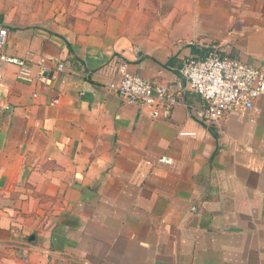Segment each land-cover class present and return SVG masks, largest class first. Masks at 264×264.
<instances>
[{"label":"crops","instance_id":"obj_1","mask_svg":"<svg viewBox=\"0 0 264 264\" xmlns=\"http://www.w3.org/2000/svg\"><path fill=\"white\" fill-rule=\"evenodd\" d=\"M74 3L7 26L6 51L56 77L0 63V239L28 245L0 264H264V97L222 133L180 73L214 51L264 64V0ZM122 63L180 95L169 118L106 88Z\"/></svg>","mask_w":264,"mask_h":264},{"label":"built area","instance_id":"obj_2","mask_svg":"<svg viewBox=\"0 0 264 264\" xmlns=\"http://www.w3.org/2000/svg\"><path fill=\"white\" fill-rule=\"evenodd\" d=\"M8 35V27L0 23V63L18 66V78L24 82L38 79L50 83L56 77L54 71L50 77L35 76L33 73L35 64L47 68V58L40 56L34 61L32 52L27 57L9 54L6 51ZM183 61L180 73L184 79V90L199 94L205 102V107L198 110V119L206 125H215L220 132L230 110L238 106L255 110L256 101L264 97V64L255 67L217 51L205 57L189 56ZM63 69V63L56 67L57 71ZM106 88L127 103L139 106L151 118H169L174 107L180 103V95L168 85L130 72L126 63L121 64L116 78ZM159 161L173 164L168 156L161 157Z\"/></svg>","mask_w":264,"mask_h":264},{"label":"rangeland","instance_id":"obj_3","mask_svg":"<svg viewBox=\"0 0 264 264\" xmlns=\"http://www.w3.org/2000/svg\"><path fill=\"white\" fill-rule=\"evenodd\" d=\"M79 0H0V17L6 26L38 24L54 14L73 9Z\"/></svg>","mask_w":264,"mask_h":264},{"label":"water","instance_id":"obj_4","mask_svg":"<svg viewBox=\"0 0 264 264\" xmlns=\"http://www.w3.org/2000/svg\"><path fill=\"white\" fill-rule=\"evenodd\" d=\"M34 239V236H32L31 238H29V241H33ZM0 244H6V245H14V246H18V247H27L28 245L26 244H22V243H18V242H12V241H6V240H1L0 239ZM78 259V258H77ZM80 260L81 262H83L84 264H87L84 260H81V259H78Z\"/></svg>","mask_w":264,"mask_h":264}]
</instances>
